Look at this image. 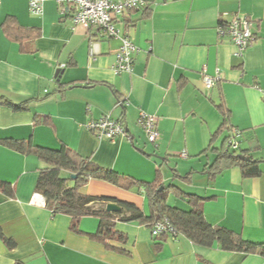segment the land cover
Wrapping results in <instances>:
<instances>
[{
  "label": "crops",
  "instance_id": "0c3cea01",
  "mask_svg": "<svg viewBox=\"0 0 264 264\" xmlns=\"http://www.w3.org/2000/svg\"><path fill=\"white\" fill-rule=\"evenodd\" d=\"M146 1L148 14L128 10L116 17L120 36L138 50L127 74L113 69L119 39L73 26L70 7L46 0L35 15L28 0H0V231L12 242L0 239V264H264V0ZM235 15L248 17L254 34L239 56L217 32ZM204 74L219 79L209 90ZM220 105L229 112L225 129ZM140 113L155 119V144L138 124ZM103 116L122 121L126 135L98 138L87 124ZM232 130L240 132L237 151L254 149L249 155L259 162L258 176L245 178L236 166L215 177L207 173ZM7 142L65 147L124 182L159 177L164 187L203 198L209 225L257 249L226 251L182 235L166 236L156 248L149 227L118 219L114 230L124 241L103 242L94 237L99 220L92 216L81 217L72 230L71 217L31 202L45 165ZM80 191L110 199L91 203L94 210L115 203L129 217L124 203L144 217L151 214L143 186L125 189L90 179ZM167 205L190 209L173 195Z\"/></svg>",
  "mask_w": 264,
  "mask_h": 264
},
{
  "label": "trees",
  "instance_id": "16d2710c",
  "mask_svg": "<svg viewBox=\"0 0 264 264\" xmlns=\"http://www.w3.org/2000/svg\"><path fill=\"white\" fill-rule=\"evenodd\" d=\"M141 10H145V13H147L148 1H146V5ZM5 33L10 37L7 32ZM217 108L223 117L220 129H225L228 126L229 112L222 105L217 106ZM120 122L123 125L122 121ZM234 131L237 130H232L231 134ZM229 137L223 142L216 160L208 167L207 173L211 177H215L223 170L236 166L240 168L242 176L245 178L258 176L260 174L259 162L251 159L249 155V152L254 151V149L229 151L226 148ZM7 144L20 152L34 154L45 165V168L39 173L37 191L44 198L45 207L53 214H64L71 217L72 230L76 231L75 228L81 217L92 216L99 220L97 232L94 234L95 238L103 242L110 240L123 242L125 237L114 230V221L117 219L125 222L137 221L149 227L151 231L155 223L161 222L169 224L173 228L175 235L161 233L153 236L156 248L161 245L166 236L174 238L182 235L196 245L209 247L217 243L219 247L226 251L254 252L257 249V244L244 240L240 235L222 227L209 225L201 209L203 198L184 193L172 185L164 187L159 177L152 183L124 182L115 173L103 170L87 160L79 158L65 147L55 151L34 148L29 143L25 144L24 142H7ZM256 149L258 150L259 148L257 147ZM172 173L173 176L187 181L190 177V175L185 177L177 176L175 170ZM90 179L103 180L125 189H129L134 185L143 186L144 195L151 212L150 216L144 217L136 208L124 203H120V205L126 211H131L132 214L129 217L122 215L121 212L109 213L104 210L92 209L89 206L91 203L107 202L110 199L95 198L81 193L80 189ZM161 188L162 190H160ZM170 195L184 200L190 209L183 211L176 207H169L167 200ZM0 239L6 245L12 246L11 240L5 237L1 231Z\"/></svg>",
  "mask_w": 264,
  "mask_h": 264
},
{
  "label": "built area",
  "instance_id": "2783aa9c",
  "mask_svg": "<svg viewBox=\"0 0 264 264\" xmlns=\"http://www.w3.org/2000/svg\"><path fill=\"white\" fill-rule=\"evenodd\" d=\"M46 0H28V9L32 14L39 15L43 9V2ZM61 8L63 6L70 7L73 12L71 16L73 26H81L83 28H94L98 30L99 37L119 39L120 46L115 53V65L113 67L116 73L130 74L133 68L134 57L137 48L127 38L119 34V30L115 26L116 17L125 11L133 9H143L146 0H51ZM220 36H227L235 46L236 55L242 54L249 48L254 41L251 20L243 15H235L226 22H221L217 27ZM97 39L91 41V55L97 54ZM219 79L204 74L203 84L207 90L211 89ZM261 98L264 102V91L261 92ZM138 124L142 128L146 140L150 144H155L158 138L155 119L153 116L140 113ZM87 128L94 132L98 138L113 140L120 136H125V128L120 121L110 119L103 116L97 121L87 124ZM238 131H234L226 143L229 151L237 150L239 147ZM31 202L44 206L45 201L41 194L34 193ZM161 233H169L175 235L173 228L167 223L157 222L152 228V236Z\"/></svg>",
  "mask_w": 264,
  "mask_h": 264
},
{
  "label": "water",
  "instance_id": "95a60500",
  "mask_svg": "<svg viewBox=\"0 0 264 264\" xmlns=\"http://www.w3.org/2000/svg\"><path fill=\"white\" fill-rule=\"evenodd\" d=\"M160 190H162V188ZM105 211L109 213H118L121 211V207L115 203H108L105 206Z\"/></svg>",
  "mask_w": 264,
  "mask_h": 264
},
{
  "label": "rangeland",
  "instance_id": "374dc122",
  "mask_svg": "<svg viewBox=\"0 0 264 264\" xmlns=\"http://www.w3.org/2000/svg\"><path fill=\"white\" fill-rule=\"evenodd\" d=\"M63 174H64V173H63ZM180 205H181V206H184V204H180ZM172 206H173V205H172ZM174 206H175V205H174ZM174 206H173V207H174Z\"/></svg>",
  "mask_w": 264,
  "mask_h": 264
}]
</instances>
